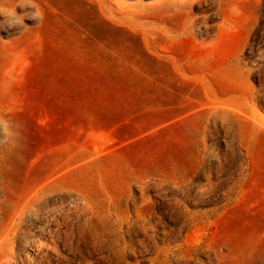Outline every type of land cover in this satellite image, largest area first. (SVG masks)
Instances as JSON below:
<instances>
[{
  "label": "rangeland",
  "instance_id": "374dc122",
  "mask_svg": "<svg viewBox=\"0 0 264 264\" xmlns=\"http://www.w3.org/2000/svg\"><path fill=\"white\" fill-rule=\"evenodd\" d=\"M36 193L81 264H264V0H0V209Z\"/></svg>",
  "mask_w": 264,
  "mask_h": 264
},
{
  "label": "bare ground",
  "instance_id": "6f19581e",
  "mask_svg": "<svg viewBox=\"0 0 264 264\" xmlns=\"http://www.w3.org/2000/svg\"><path fill=\"white\" fill-rule=\"evenodd\" d=\"M63 204V196L52 199L49 195L36 193L33 198L14 204L7 213L1 211V208L0 264H36L53 261L62 264H81L83 260H86V256L100 252L107 239L101 240L98 233L90 239H84L79 232L81 230L78 232L60 230L66 218L58 215L57 211L62 212ZM44 222H50L55 228H42L40 224ZM25 249L33 250L35 258L25 260L22 256L20 257V252ZM49 253L53 256L50 257ZM103 254L100 258L97 257L99 260L91 263L114 264L113 255L110 252Z\"/></svg>",
  "mask_w": 264,
  "mask_h": 264
}]
</instances>
